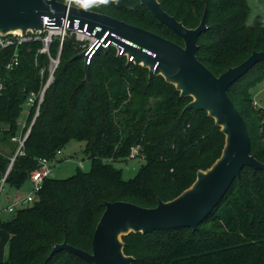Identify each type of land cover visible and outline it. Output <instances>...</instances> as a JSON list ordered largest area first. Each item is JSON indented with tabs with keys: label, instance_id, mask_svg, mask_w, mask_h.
I'll return each instance as SVG.
<instances>
[{
	"label": "trees",
	"instance_id": "16d2710c",
	"mask_svg": "<svg viewBox=\"0 0 264 264\" xmlns=\"http://www.w3.org/2000/svg\"><path fill=\"white\" fill-rule=\"evenodd\" d=\"M158 1L187 27L197 26L206 8L208 28L197 37L196 55L215 75L239 64L252 51L264 50V20L256 16L247 21L246 0ZM74 3L183 44L139 0ZM39 47L38 41L21 44L18 64L8 72L5 65L14 50L0 52V125L9 139L20 130L18 119L28 93L37 91L45 78L39 69L48 59L37 53ZM57 50L54 39L50 54L55 56ZM78 52L73 36H66L53 81L6 183L20 187L37 167L38 157H53L71 140L84 143L90 166L88 170L77 166L64 178L46 177L31 203L0 219V228L9 234L7 256L0 264H86L64 249L49 252L62 241L90 251L105 201L151 207L158 198L169 200L221 153L224 135L213 119L204 110H184L191 97L180 96L161 75L149 80L146 68L126 64L125 56H116L109 47L93 56L85 79L83 61L74 57ZM262 77L264 60L231 84L227 93L247 126L250 152L264 163V111L251 106L250 93ZM33 112V107L28 110L26 125ZM11 149L13 153V144ZM129 157H142L144 163L132 178L124 179L112 161ZM8 162L0 154V175ZM122 240L133 264H264V171L242 167L196 229L130 232Z\"/></svg>",
	"mask_w": 264,
	"mask_h": 264
},
{
	"label": "water",
	"instance_id": "95a60500",
	"mask_svg": "<svg viewBox=\"0 0 264 264\" xmlns=\"http://www.w3.org/2000/svg\"><path fill=\"white\" fill-rule=\"evenodd\" d=\"M139 2L160 23L181 37L183 44L102 12L77 5L67 7L60 0H0V35L15 31L21 34L42 32L44 16L53 17L57 25L66 18L69 21V27L64 30L66 36L72 33L74 19L78 20L80 28L87 24L89 31L98 26L100 29H96L94 37L99 39L109 31V37L123 47V53H116V56H125L126 64L146 68L149 80L161 75L174 85L180 96L191 97L184 110L206 111L224 135L220 155L208 168L198 169L191 185L179 194L165 201L158 198L156 205L151 207L124 200L105 201L93 231L90 251L62 241L52 246L49 255L64 249L82 258L86 264H133V256L123 250V235L184 226L196 229L240 175L242 167L264 171V163L250 152L247 126L227 93L231 84L264 60V50L252 51L239 64L215 75L196 55L197 37L208 28L206 8L198 25L187 27L165 11L158 0ZM101 50L106 48L99 46L95 54ZM84 52L79 51L74 57L85 59ZM129 57L132 59L128 60ZM83 71L88 79L89 65L84 63Z\"/></svg>",
	"mask_w": 264,
	"mask_h": 264
},
{
	"label": "built area",
	"instance_id": "2783aa9c",
	"mask_svg": "<svg viewBox=\"0 0 264 264\" xmlns=\"http://www.w3.org/2000/svg\"><path fill=\"white\" fill-rule=\"evenodd\" d=\"M62 2L66 3L67 7H69L70 5H75L74 0H64ZM43 25L45 26V28L42 32L37 31L36 33H31L28 31L25 34L13 32L5 35H0V52L9 47H12L14 50L5 65V69L7 70V72L13 69V67L18 64V48L25 42H40V47L37 51L39 53L46 54L48 59L47 65L39 69L41 77L45 76L44 80L41 82L39 89L37 91H30L25 99V110L22 112L20 118L18 119L20 130L18 133L10 137L11 141L15 143V152L10 157V161L5 171L0 175V219L14 214L19 208L25 207L26 205L31 203L37 192L40 190L43 180L46 177L52 176V171L56 166V161L60 154H62V150H57L53 157L37 158V167L29 172L28 180L31 183V189L25 195H19L17 192L10 193L8 191L6 177L8 175V172L10 171L15 157L17 155L23 154L24 141L27 138L31 126L39 113V107L41 102L43 101L44 93L50 83L53 81L54 71L58 65L62 44L66 37L64 30L69 27V21L66 18H62L60 25H57L53 17L50 18L48 16H44ZM96 29L100 28L96 26L93 30L89 31L87 24H84V26L80 28L78 26V20L74 19L73 21L72 33L70 36H73L74 42L79 51H85V59L81 58L83 64H90L91 59L95 55V50L101 45L106 49L109 47H113L115 49V52L118 54L123 53V47L117 44L109 36L107 37L109 31H106L99 39L94 37ZM111 34L115 36L114 33ZM54 39L58 40V50L56 55L52 56L50 54L49 47ZM131 59L132 57L128 58V60ZM2 87L3 84L2 82H0V89ZM32 107L34 108L33 116L29 124L26 125V116L28 114V110ZM23 129L25 130L23 131ZM134 151L135 150H133V153ZM78 166L82 167L81 162H79Z\"/></svg>",
	"mask_w": 264,
	"mask_h": 264
},
{
	"label": "rangeland",
	"instance_id": "374dc122",
	"mask_svg": "<svg viewBox=\"0 0 264 264\" xmlns=\"http://www.w3.org/2000/svg\"><path fill=\"white\" fill-rule=\"evenodd\" d=\"M82 2L84 0H75ZM249 7V15L247 21H251L252 18L260 16L264 20V0H246ZM91 3L94 4V1ZM39 54V52L37 51ZM251 96L254 101L251 103L252 107L261 108L264 111V77L260 78L256 82V85L250 90ZM25 107V106H24ZM3 127L0 125V154L9 159L14 154L15 149L12 153L11 145L15 146L9 138L8 135H4L1 131ZM84 143L81 141L71 140L63 149L62 154L58 157L56 161V166L52 171V177L64 178L75 172L79 162H81V170H88L90 166V161L83 152ZM9 163V162H8ZM144 163L142 157H129L126 160L112 161V165L118 169H121L122 177L124 179L132 178L140 165ZM8 189H12L13 192H17L19 195H25L31 189V183L26 180L20 187H13L7 185ZM16 213V212H15ZM14 213V214H15ZM0 231L7 235V232L0 228ZM6 258V256H5ZM2 260V259H1ZM4 260V258H3Z\"/></svg>",
	"mask_w": 264,
	"mask_h": 264
},
{
	"label": "crops",
	"instance_id": "0c3cea01",
	"mask_svg": "<svg viewBox=\"0 0 264 264\" xmlns=\"http://www.w3.org/2000/svg\"><path fill=\"white\" fill-rule=\"evenodd\" d=\"M254 102L255 104H257L256 101ZM8 191L10 193H14L11 188L8 189ZM8 239H9V234L7 233V235H5L4 233H2V231H0V261H2L3 258L5 259V256H7Z\"/></svg>",
	"mask_w": 264,
	"mask_h": 264
},
{
	"label": "bare ground",
	"instance_id": "6f19581e",
	"mask_svg": "<svg viewBox=\"0 0 264 264\" xmlns=\"http://www.w3.org/2000/svg\"><path fill=\"white\" fill-rule=\"evenodd\" d=\"M18 32V31H15V33ZM109 36V33L107 34V37Z\"/></svg>",
	"mask_w": 264,
	"mask_h": 264
}]
</instances>
